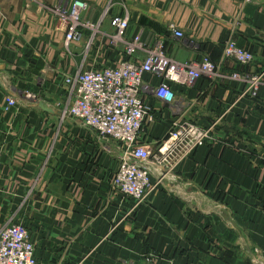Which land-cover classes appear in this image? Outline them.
I'll list each match as a JSON object with an SVG mask.
<instances>
[{
	"label": "crops",
	"instance_id": "crops-1",
	"mask_svg": "<svg viewBox=\"0 0 264 264\" xmlns=\"http://www.w3.org/2000/svg\"><path fill=\"white\" fill-rule=\"evenodd\" d=\"M71 1L0 0V227L22 221L39 264H264V0H85L82 18L98 28L82 29L65 47L51 9ZM114 15L128 18V40L162 37L177 62L207 55L219 65L216 77L192 87L171 82L174 107L153 94L160 79L143 76L154 120L141 142L165 139L174 122L208 129L211 138L168 153L140 202L111 188L118 148L61 117L66 75L124 60V43L109 39ZM172 24L184 38H172ZM229 39L254 59H224ZM232 73L260 75L256 96L242 94L246 85ZM9 95L20 103L7 110Z\"/></svg>",
	"mask_w": 264,
	"mask_h": 264
},
{
	"label": "built area",
	"instance_id": "built-area-1",
	"mask_svg": "<svg viewBox=\"0 0 264 264\" xmlns=\"http://www.w3.org/2000/svg\"><path fill=\"white\" fill-rule=\"evenodd\" d=\"M86 9L85 0H72L67 6L59 5L51 9L58 18L57 27L63 33L65 47L81 40L82 29L97 30L98 24L82 18ZM110 25L113 30L111 44L124 43V60L116 66L80 68L66 75L64 85L69 104L61 117L78 120L95 135L122 145L124 151L111 178V188L140 202L154 187L151 174L162 166L168 153L186 154L211 138L208 129L174 122L165 139L153 145L141 142L144 126L154 120L152 106L143 99V93L151 89L143 76L151 74L159 78L160 83L152 89L153 94L163 104L174 107L176 98L171 82L192 87L202 77H216L219 65L207 55H202L196 61L177 62L167 55L162 37L156 38L151 45H147L140 34L128 40L126 32L129 20L126 16H112ZM170 33L173 39L184 38L183 32L173 24L170 25ZM140 51H144L145 55L137 60L135 55ZM222 57L242 65L254 59L251 52L231 39L225 42ZM232 78L245 83L242 94L256 96L260 75L232 73ZM24 96L30 98L31 95L26 93ZM17 102L12 96L6 97L5 109L14 107ZM0 264H39L34 257V245L23 224L11 223L0 230Z\"/></svg>",
	"mask_w": 264,
	"mask_h": 264
},
{
	"label": "rangeland",
	"instance_id": "rangeland-1",
	"mask_svg": "<svg viewBox=\"0 0 264 264\" xmlns=\"http://www.w3.org/2000/svg\"><path fill=\"white\" fill-rule=\"evenodd\" d=\"M62 6H67L68 5V3L67 2H64V3H62L61 4ZM85 12V11H84ZM83 12V13H84ZM82 13V14H83ZM85 15V14H84ZM113 35V32L110 34V36H109V39H110V41H111V36ZM91 42H92V40L90 41V39H89V41H88V39L85 41V43H86V45H85V43H82V47H81V49H82V55L84 56V58L86 59V62L89 60V55H90V49H91ZM112 45H116V44H112ZM112 47H116V48H118V46L116 45V46H112ZM85 67H86V65H84ZM94 66H96L95 64H91L89 67H87V68H85V69H89V68H97V66L96 67H94ZM80 68H83V67H79V68H77V70H79ZM84 69V68H83ZM67 92V91H66ZM26 93H29L31 96H30V98H27L26 96H23L22 98H24V99H30L31 100V102L32 103H37V99H38V96H37V94L36 93H32V92H25V94ZM9 96H12V95H9ZM8 97V96H7ZM12 97H14V96H12ZM15 98V97H14ZM21 99V98H20ZM17 100V99H16ZM18 101V100H17ZM20 102L18 101L17 102V104L15 105V106H17L18 104H19ZM68 104H69V102H68ZM14 106V107H15ZM12 108V107H11ZM8 110V109H7ZM63 112V111H62ZM61 112V113H62ZM97 136V139L99 140H105V141H109V142H111L112 143V145H113V147L115 148V149H117V151L118 152H116V153H119V155H118V157H119V163H120V161H121V157H122V152L124 151L123 149H122V145H120V144H118L117 142H115V141H113L112 139H109V138H103V137H100L99 135H96ZM111 143H108L107 145H111ZM0 152H1V149H0ZM2 154V153H1ZM1 165V164H0ZM119 166V165H118ZM117 170V169H116ZM115 173V172H114ZM152 174H153V172H152ZM152 174H151V176H152ZM11 223H21V224H23V222L22 221H20V220H17V221H15V220H13V219H8V221L5 223V224H3L1 227H0V230L1 229H3L4 227H6V226H8L9 224H11ZM28 232V231H27ZM29 235V234H28ZM30 239V238H29ZM31 241V240H30ZM32 242V241H31ZM33 243V242H32ZM34 245V244H33ZM35 257V256H34ZM36 259V258H35ZM38 262V261H37Z\"/></svg>",
	"mask_w": 264,
	"mask_h": 264
}]
</instances>
